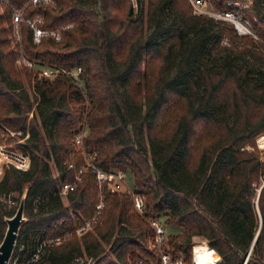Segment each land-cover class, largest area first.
<instances>
[{"label":"trees","instance_id":"obj_1","mask_svg":"<svg viewBox=\"0 0 264 264\" xmlns=\"http://www.w3.org/2000/svg\"><path fill=\"white\" fill-rule=\"evenodd\" d=\"M209 2L237 15L251 34L195 14L189 0H0V121L25 129L36 103L23 145L28 164H9L0 179V195L26 190L22 241L64 236L93 216L100 193L104 199L99 224L49 249L43 264L83 253L95 264H128L153 234L150 218L177 231L168 235L169 250L184 264H193L202 238L223 264H264V151L256 146L264 135V75L250 62L264 65V0ZM37 19L60 41L48 35L35 43L26 20ZM21 54L80 68L78 81L33 74L16 64ZM83 127L88 135L78 147L95 168L131 177L142 215L125 192L98 187L74 147ZM258 144L264 147V136ZM77 174L65 205L58 183H75ZM13 214L0 203L1 239Z\"/></svg>","mask_w":264,"mask_h":264},{"label":"built area","instance_id":"obj_2","mask_svg":"<svg viewBox=\"0 0 264 264\" xmlns=\"http://www.w3.org/2000/svg\"><path fill=\"white\" fill-rule=\"evenodd\" d=\"M206 0H189L190 4L193 7L194 13L197 15H206L212 17L215 20H222L231 23L236 29L237 33L240 35L251 34V31L247 28L241 19L235 15L231 11H223V12H215V11H207L201 9ZM48 2V0H31V4H44ZM207 4V3H206ZM23 20V14L20 12L16 14L13 18V35L16 38H19V24ZM27 23L33 30L34 42H40V39L44 36H50L55 41L60 40V34L58 31L48 32L43 30L37 25V22L34 20H27ZM18 64H24L28 68L34 69L35 67H39L43 76L47 78H54L58 74H63L69 77L73 82H77L76 74H79L81 69L76 68V70H66L63 68L55 67V66H47L43 64H39L33 61H29L24 57L23 54L19 55L17 58ZM83 129L74 136V142L76 145L81 146L83 143ZM15 138L21 146L12 147L8 145L6 142L8 139ZM29 138V131H25L24 129H10L6 125L0 122V179L5 171L6 167L11 164L15 167L25 168L28 164V158L23 151V145H25L26 140ZM70 157V156H69ZM90 165V164H89ZM69 167H73V163L69 162ZM92 171L96 175L97 185L99 188L104 183L110 184L113 179H118L121 184L125 185L126 194H128L132 199V204L134 210L142 215L144 210V200L143 197L136 193L131 187H129L126 183V177L119 172H103L94 166L91 167ZM86 168H82L85 170ZM76 180H80L79 177H76ZM75 188V183H64L59 187V195L66 196L69 192H71ZM103 196L100 193L98 195V203L95 208V212L93 216L89 219H85L82 223L76 226L71 231L67 232L64 236L58 237H37L36 240L31 242L28 245L22 241V236L17 233L16 242L14 245L13 252L10 258L7 260L6 264H43V260L45 259L49 249L60 244L66 237L75 236L77 238L81 237L85 233L92 231L94 226L99 224L100 212L103 207ZM0 203L3 204L6 208L17 209V205L19 202L13 196V192L3 193L0 195ZM15 213V212H14ZM149 226L153 230V234L151 236V248L146 251L145 256H138L136 259L132 261H128V264H184L185 260L182 256L175 257L168 250L165 245L166 243V230L165 225L158 218H150L148 220ZM0 238V243H1ZM207 247L208 244L203 242ZM199 244V243H198ZM194 247H192L191 251V260L193 264H197L195 262L194 256ZM211 248V247H210ZM212 249V248H211ZM26 250V256L22 258L23 252ZM213 250V249H212ZM215 252V251H214ZM66 264H95V259L87 257L85 253L76 256L71 261Z\"/></svg>","mask_w":264,"mask_h":264},{"label":"rangeland","instance_id":"obj_3","mask_svg":"<svg viewBox=\"0 0 264 264\" xmlns=\"http://www.w3.org/2000/svg\"><path fill=\"white\" fill-rule=\"evenodd\" d=\"M132 2H133V4H134V0H131ZM50 2V0H48V2H46V3H44V4H48ZM206 3L203 5V6H201L200 8L201 9H204V10H207V11H215V12H219V11H216L217 9H215L214 8V6H212L211 4H210V2H209V0H206L205 1ZM42 4V3H41ZM209 4H210V6H211V8L209 7ZM33 5V4H32ZM37 5H39V4H37ZM135 6V5H134ZM34 21H36L37 22V24H39L40 23V19H37V20H34ZM26 22H27V20H26ZM244 24L247 26V28L250 30V27H249V25L246 23V22H244ZM45 37V36H44ZM43 38V37H42ZM41 40V39H40ZM60 41V40H59ZM39 43V42H38ZM16 58H18V55H17V57ZM250 62H251V64L253 65V68L256 70V71H260L263 75H264V65H259V64H254L253 62H252V60H250ZM16 64L19 66V67H21L20 65L21 64H18L17 62H16ZM157 62H155L154 63V66H153V68H156V66H157ZM74 70H76V68L75 69H73L72 71H74ZM33 74H38L39 76L40 75H43L42 73H41V71H40V68L39 67H35L33 70ZM76 76H77V80H78V76H79V74H76ZM22 80H23V83H24V85L25 86H27V88H28V85H27V79L26 78H24V77H22ZM82 83V82H81ZM29 92H30V90H29ZM35 105H36V103H33L32 104V107H31V109H30V111L27 113V124H26V126H25V131H29L30 130V121L32 120V118H33V116H34V113H35ZM86 111H87V107H86V109H85V116H84V119H83V121H82V124H83V126L85 125V122H86V120H87V118H86ZM173 117H174V115H170V116H168V117H166V120L167 121H169V124H171L170 122L172 121V119H173ZM165 118V117H164ZM165 120V119H164ZM1 123H3L2 121H0ZM4 125H6L5 123H3ZM8 128H10L8 125H6ZM10 129H12V128H10ZM81 131V130H80ZM83 137H86L87 135H88V132H87V130L85 129V132H83ZM262 136H264V135H262ZM262 136H259L257 139H256V146H257V148L259 149V150H262V151H264V147H260L259 146V144H258V139L260 138V137H262ZM7 143H8V145H11L12 147H19V146H21V144H23V143H21V144H19L18 143V141H16V139L15 138H11V139H8L7 141H6ZM70 142H72V141H70ZM79 145H74V147L76 148V150H79V154H83L84 155V160H85V163L87 164V165H89L90 164V166L92 167L93 166V164L91 163V159L89 158V156H87V154H85V149L82 147V149L81 148H79L78 147ZM73 147V148H74ZM77 152V151H76ZM75 152V153H76ZM73 157V154L71 153V155H70V157H69V162H72L71 161V158ZM49 165H50V169H51V172H52V176L53 177H55V178H57V176H58V172H57V170H56V168H55V166L53 165V162H52V160H50L49 162ZM87 165L85 166H83L82 168H86L87 167ZM92 169V168H91ZM119 173H122L127 179H126V183H127V185L129 186V187H131L132 189H133V182H132V179H131V177H129V175L127 174V173H125V172H119ZM76 177H79L78 176V174H77V176ZM76 177H75V185L77 184V183H79L80 181H81V179L80 180H76ZM264 183V182H263ZM61 185H60V183H58V188L60 187ZM109 187H110V189L112 190V191H115V190H119L120 192H125L126 191V188H125V185L124 184H121L119 181H118V179H113L112 181H111V183L108 185ZM126 193V192H125ZM13 196L15 197V199L17 200V202H19V200H20V196H19V194L17 193V192H13ZM61 197V199H62V201H63V203L65 204V205H67V196H60ZM18 206V205H17ZM6 208V207H5ZM7 210H9L8 208H6ZM10 211H16V209H10ZM144 211V210H143ZM136 212V211H135ZM136 214L138 215V216H140L137 212H136ZM143 214V213H142ZM160 220H161V222H163L164 221V218H160ZM101 225V224H100ZM1 228V227H0ZM166 229V245H165V247L169 250L170 248H169V244H168V235L169 234H175V233H177V231L175 230L174 231V229L173 230H171V228H169V227H165ZM6 229V228H5ZM5 232V231H4ZM37 237H38V235H34L31 239H30V242L32 241H34V240H36L37 239ZM80 238V237H79ZM202 241L200 242V243H203V242H205V243H207L203 238L201 239ZM29 242V243H30ZM151 236L148 238V239H146V242H145V246H144V252H142V251H139V250H137V254H138V256H140V255H142V256H145V254H146V251H148V250H150V248H151ZM196 245V244H195ZM108 248V247H107ZM219 261L221 262V259L219 258ZM222 263V262H221ZM223 264V263H222Z\"/></svg>","mask_w":264,"mask_h":264},{"label":"water","instance_id":"obj_4","mask_svg":"<svg viewBox=\"0 0 264 264\" xmlns=\"http://www.w3.org/2000/svg\"><path fill=\"white\" fill-rule=\"evenodd\" d=\"M25 198L26 190L21 195L18 207L13 216L5 219L6 229L0 243V264H6L7 260L10 258L16 242L17 233L22 224L26 221V218L24 217ZM254 241L250 247V250L254 245Z\"/></svg>","mask_w":264,"mask_h":264},{"label":"bare ground","instance_id":"obj_5","mask_svg":"<svg viewBox=\"0 0 264 264\" xmlns=\"http://www.w3.org/2000/svg\"><path fill=\"white\" fill-rule=\"evenodd\" d=\"M195 262L197 264H222L218 261L216 253L210 247H207L204 243L196 244L194 247Z\"/></svg>","mask_w":264,"mask_h":264}]
</instances>
